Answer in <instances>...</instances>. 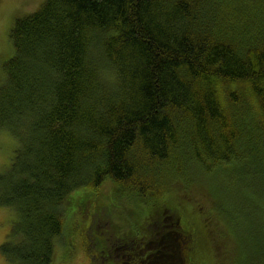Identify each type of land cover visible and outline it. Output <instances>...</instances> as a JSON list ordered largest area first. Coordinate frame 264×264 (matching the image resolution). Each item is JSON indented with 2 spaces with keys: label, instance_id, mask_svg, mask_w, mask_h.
<instances>
[{
  "label": "trees",
  "instance_id": "trees-1",
  "mask_svg": "<svg viewBox=\"0 0 264 264\" xmlns=\"http://www.w3.org/2000/svg\"><path fill=\"white\" fill-rule=\"evenodd\" d=\"M9 38L0 130L17 147L0 206L17 214L1 246L10 264H52L75 235L90 264H120L115 247L123 264H220L217 224L182 196L198 172L217 208L226 197L255 208L252 264H264V0H43ZM232 168L244 182L234 190ZM218 220L235 260L236 228Z\"/></svg>",
  "mask_w": 264,
  "mask_h": 264
},
{
  "label": "rangeland",
  "instance_id": "rangeland-1",
  "mask_svg": "<svg viewBox=\"0 0 264 264\" xmlns=\"http://www.w3.org/2000/svg\"><path fill=\"white\" fill-rule=\"evenodd\" d=\"M42 2L43 0H0L1 79L4 75V73H2V63L3 61L10 58L13 54L12 43L9 38V31L14 19L16 17H20L25 14L34 12L41 5ZM16 147V138L13 137L10 132L8 133L5 130H0V174L4 173L6 168L9 166L11 157ZM192 173L196 175L195 173L197 172L193 171ZM198 173L195 182L196 187L188 193V196L185 195V193H182V196H184V199L188 201L192 198L193 201L190 202L191 205L193 203V206H190L193 207V210H195V212L197 211L198 214L202 216V218L208 219L210 225L212 223L217 224L216 229H214L215 232H212L214 235L212 240L214 241V252L217 261L220 260L219 256H221L222 263L220 264H252V258L254 256L253 252H255L256 249L257 237L259 233V219L258 216L255 217V214H257L255 208L251 210V213L247 214L241 206H235V200L232 197L225 198V204L222 210L219 206L217 208L216 204H214L213 197L211 196L207 185L205 186L204 183H202L205 182V180L202 178L200 179V174L198 175ZM225 175H231L229 181L230 183H233V185L231 186L232 190H234V188H237V185H244V182L241 183L242 177L240 176L239 178H237L239 175H242L240 169L232 168L228 172H226ZM214 176L216 175H204L207 180H211ZM214 181L227 183V178L226 176L219 175L216 176ZM211 182L208 183L211 185ZM114 189L115 188H113V186L110 184H105L101 187V191L103 194L102 197L106 202L111 201L112 195L114 196ZM250 195L251 188L247 190L246 188H242L240 186V196L247 199L252 205H254L252 200L248 199ZM188 201L184 202L188 203ZM120 203H122V205L125 207L127 206L126 204H128V201L121 199ZM246 211H248V209H246ZM221 217L226 218L229 225L232 227V230L233 227L236 228V230H234L236 241L234 242L237 243L238 247L235 248L234 246L235 260H233L232 254H230V247L227 246L228 242L225 230L220 225V221L218 220ZM16 218L17 214L13 209H11L10 207L0 206V264H10L4 257L1 251V246L9 238L13 222ZM76 218L77 217H75L74 219L69 218V220L73 221ZM116 218L117 220L120 219L118 216ZM75 223L76 221L72 222V224ZM170 233L172 234L171 237H166L168 239L167 243L171 241L173 249L175 251H178L179 238L172 232ZM77 244H79V241L77 236L75 235L69 243H66V255L67 253L74 254L75 252H77ZM115 248V252L119 254L118 256L121 257L118 263L123 264L126 258H124L123 254L126 255L127 250H122L121 247H119L118 249L117 247ZM63 249V242H61L56 248V256L52 264H90V260L88 259L83 250L78 251L77 254L72 258L70 256H67L66 260H72H70L69 262H63L66 256L64 255L65 253H63Z\"/></svg>",
  "mask_w": 264,
  "mask_h": 264
},
{
  "label": "flooded vegetation",
  "instance_id": "flooded-vegetation-1",
  "mask_svg": "<svg viewBox=\"0 0 264 264\" xmlns=\"http://www.w3.org/2000/svg\"><path fill=\"white\" fill-rule=\"evenodd\" d=\"M92 220V219H91ZM142 253V252H141ZM142 254H144V253H142ZM137 255H140V254H137ZM145 260V259H144ZM144 260L141 262V264H144Z\"/></svg>",
  "mask_w": 264,
  "mask_h": 264
}]
</instances>
